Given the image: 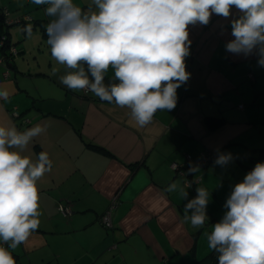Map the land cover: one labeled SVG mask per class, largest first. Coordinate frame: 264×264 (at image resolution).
I'll return each instance as SVG.
<instances>
[{"label": "crops", "instance_id": "crops-1", "mask_svg": "<svg viewBox=\"0 0 264 264\" xmlns=\"http://www.w3.org/2000/svg\"><path fill=\"white\" fill-rule=\"evenodd\" d=\"M73 3L87 11L91 0ZM1 6L31 20L7 27L0 18V36L6 34L18 50L7 62L0 48V91L9 93L0 99V125L21 132L44 126L22 154L35 161L45 151L53 162L38 181L39 227L8 249L16 264H196L207 244H201L204 228L185 220V205L197 188L210 193L215 177L227 175L232 165L253 166L264 148V67L255 51L244 56L225 47L234 39L231 20L241 13L233 7L227 19L213 14L208 25H189L185 63L191 75L177 89L176 107L157 110L150 124L139 127L127 106L61 83L72 70L52 58L42 35L38 23L47 26L53 19L46 5L0 0ZM29 25L30 37L23 31ZM113 76L110 67L106 77ZM207 117L223 122L211 128ZM205 151L214 154L210 163L188 164L186 176L171 166ZM222 153L232 155L225 166L215 164ZM190 166L198 171L189 172ZM185 177L199 181L188 185ZM173 183L177 190L167 191ZM114 194L118 203L107 229L99 217ZM66 200L69 216L57 208ZM0 246L8 247L2 241Z\"/></svg>", "mask_w": 264, "mask_h": 264}, {"label": "clouds", "instance_id": "clouds-1", "mask_svg": "<svg viewBox=\"0 0 264 264\" xmlns=\"http://www.w3.org/2000/svg\"><path fill=\"white\" fill-rule=\"evenodd\" d=\"M32 3L47 6L45 14L53 18L46 26L51 56L72 70L60 77L61 83L127 106L139 127L150 124L157 110L176 107L177 89L191 75L185 63L189 25H208L213 14L227 19L234 7L241 15L231 20L234 39L226 51L244 56L255 51L264 67V0H91L87 11L73 0ZM23 31L30 37L31 25ZM110 67L114 76L105 84ZM8 96L0 91V99ZM45 131L39 124L23 132L0 125V241L8 245L0 246V264H16L8 249L26 242L39 227L38 181L53 162L45 151L35 161L22 153ZM231 160V153H222L215 164ZM177 188L173 183L167 191ZM179 192L188 195L182 188ZM209 196L207 189L197 188V196L185 205V220L192 227H203L208 219ZM224 207L223 218L207 235L219 264H264V162L234 186Z\"/></svg>", "mask_w": 264, "mask_h": 264}, {"label": "rangeland", "instance_id": "rangeland-1", "mask_svg": "<svg viewBox=\"0 0 264 264\" xmlns=\"http://www.w3.org/2000/svg\"><path fill=\"white\" fill-rule=\"evenodd\" d=\"M258 162H264V155L259 154V158L255 160L253 167ZM228 170V168H227ZM251 170L242 165H232L229 173L227 175L218 174L217 177L212 182L209 202L206 208V215L208 219L205 221L203 226L204 232L202 233L201 244L202 247H205L206 244V252L203 255H207L212 251V249L208 246L207 235H210L213 230V225L217 222H220L226 213L227 209L224 207L227 198L230 196L234 186L237 183L243 181L245 175ZM221 177V178H219Z\"/></svg>", "mask_w": 264, "mask_h": 264}, {"label": "built area", "instance_id": "built-area-1", "mask_svg": "<svg viewBox=\"0 0 264 264\" xmlns=\"http://www.w3.org/2000/svg\"><path fill=\"white\" fill-rule=\"evenodd\" d=\"M3 13H4V21L6 24H12V23L19 21V18L16 16H13L6 7H3ZM26 19H30V18L26 17ZM4 39H5L4 36H2L0 38V45L1 46L5 42ZM8 52H9L10 56L4 55V60H6L7 57H11L12 55L14 56L18 53V51L14 45H10L8 47ZM250 76L252 77L251 74H250ZM83 93L87 95V94H90L91 91H89L87 89H83ZM239 107H242V104H240ZM12 115L17 117L18 112L16 110H13ZM213 156H214V154L212 152L205 151V152L201 153V156L198 159H191L190 156H188L186 163H184V164L173 163L171 166L179 174L186 176V169L185 168L188 164L206 163V162H209ZM198 181H199L198 178H196L192 181V180H189L187 177H185V182L188 185H192L193 183H197ZM117 203H118V197H117V194H114L110 199V203H109L108 207L99 217L100 223L107 229H110L113 227L112 220H111V213H112V210L116 207ZM57 208L64 216H69L72 213V207H71V204L69 201H66L64 203L58 202Z\"/></svg>", "mask_w": 264, "mask_h": 264}, {"label": "trees", "instance_id": "trees-1", "mask_svg": "<svg viewBox=\"0 0 264 264\" xmlns=\"http://www.w3.org/2000/svg\"><path fill=\"white\" fill-rule=\"evenodd\" d=\"M3 7H6V6H1L0 7V18H1V20H2V23L5 25V26H12L13 24H20V23H22V24H25V22H27V21H29V20H31V19H26L24 16H16V17H18L19 18V21H17V22H15V23H12V24H6L5 23V21H4V13H3ZM7 8V7H6ZM8 9V8H7ZM9 10V9H8ZM10 11V10H9ZM11 13V12H10ZM39 25H40V28H41V31H42V35L45 37V38H47L48 39V37H47V33H46V26H45V24H43L42 22H39L38 23ZM33 27H31V29H32ZM2 36H4L5 37V42H4V44L1 46L0 45V48H1V50H3V53L5 54V55H8V56H10L9 55V52H8V47L11 45L9 42V38L7 37V35L6 34H2L1 36H0V38L2 37ZM18 51V50H17ZM12 57H13V55L8 59V57H7V62H10L11 60H12ZM112 79H109V78H107V77H105V84H108L110 81H111ZM92 93V92H91ZM223 122V118H218V117H207V123H208V125L211 127V128H214V127H216V126H218V125H220L221 123ZM259 154L260 155H264V148H259L258 149V157H259ZM213 158V157H212ZM212 159H210V161H211ZM210 161L209 162H206V163H202V164H199V165H207V164H209L210 163ZM246 166H248V169H250V170H252L254 167L253 166H250V165H247V164H245ZM186 173H187V171H186ZM66 201H68V200H66ZM66 201H64V202H66ZM63 202V203H64ZM101 215V214H100ZM105 228V227H104ZM218 256H219V253H217L215 250H212L210 253H208L206 256H204L203 258H201L200 260H198L197 262H196V264H219V260H218Z\"/></svg>", "mask_w": 264, "mask_h": 264}]
</instances>
